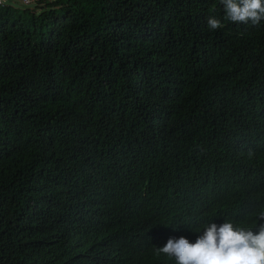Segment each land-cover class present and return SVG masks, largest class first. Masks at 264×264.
Returning a JSON list of instances; mask_svg holds the SVG:
<instances>
[{"label":"trees","instance_id":"trees-1","mask_svg":"<svg viewBox=\"0 0 264 264\" xmlns=\"http://www.w3.org/2000/svg\"><path fill=\"white\" fill-rule=\"evenodd\" d=\"M261 210L264 21L220 0L0 5V264H175L155 247Z\"/></svg>","mask_w":264,"mask_h":264},{"label":"clouds","instance_id":"clouds-1","mask_svg":"<svg viewBox=\"0 0 264 264\" xmlns=\"http://www.w3.org/2000/svg\"><path fill=\"white\" fill-rule=\"evenodd\" d=\"M220 3L225 18L231 22L259 25L264 21V0ZM207 24L211 30L222 27L221 20L214 16L208 18ZM195 232L202 233L195 242L184 236L170 237L163 247H155V252L173 259L175 264H264V210L255 215L251 226H241L224 217L219 224L205 220Z\"/></svg>","mask_w":264,"mask_h":264},{"label":"built area","instance_id":"built-area-1","mask_svg":"<svg viewBox=\"0 0 264 264\" xmlns=\"http://www.w3.org/2000/svg\"><path fill=\"white\" fill-rule=\"evenodd\" d=\"M21 3H23L25 6H32V5H36V4H40L41 2H52L55 0H20ZM4 3H6V0H0V5H3Z\"/></svg>","mask_w":264,"mask_h":264},{"label":"rangeland","instance_id":"rangeland-1","mask_svg":"<svg viewBox=\"0 0 264 264\" xmlns=\"http://www.w3.org/2000/svg\"><path fill=\"white\" fill-rule=\"evenodd\" d=\"M13 3H14L15 5H24L23 3H21L20 0H13ZM24 6H25V5H24Z\"/></svg>","mask_w":264,"mask_h":264},{"label":"water","instance_id":"water-1","mask_svg":"<svg viewBox=\"0 0 264 264\" xmlns=\"http://www.w3.org/2000/svg\"><path fill=\"white\" fill-rule=\"evenodd\" d=\"M8 3H11L13 0H6Z\"/></svg>","mask_w":264,"mask_h":264}]
</instances>
